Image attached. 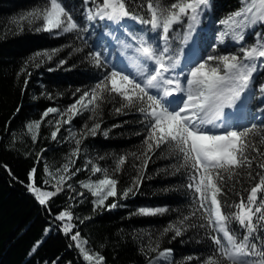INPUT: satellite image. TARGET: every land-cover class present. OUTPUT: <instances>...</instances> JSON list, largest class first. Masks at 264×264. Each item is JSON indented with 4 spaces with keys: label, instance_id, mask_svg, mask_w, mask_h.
<instances>
[{
    "label": "trees",
    "instance_id": "trees-1",
    "mask_svg": "<svg viewBox=\"0 0 264 264\" xmlns=\"http://www.w3.org/2000/svg\"><path fill=\"white\" fill-rule=\"evenodd\" d=\"M61 3L74 19L85 24L84 0H61ZM129 4L130 10L148 18L146 0H129ZM47 6L48 0H0V264H95V260L84 259L76 247L78 242L90 254L103 257V264H203L214 255L216 245L210 239L212 232L207 221L202 218L204 210L199 209L198 196L188 191L191 170L181 167L177 171L179 159L165 158L159 151L155 155L149 153L152 158L146 169L142 167L147 130L140 113L134 109L117 113L115 109L123 101L119 98L106 101L100 109V130L94 137L88 135L82 140L79 158L72 156L76 144L68 137L66 124H60L57 139H52L62 112L83 93L91 92L110 72L106 64L97 67L89 56L98 48L88 32L79 36L76 32H45L37 30L42 21L29 23L23 19ZM240 7L241 0H210L215 20ZM140 25L141 29L134 27L131 31L151 35L147 26ZM175 29L178 38L172 41L173 47L182 48L180 38L184 29L179 25ZM256 30L264 34V25ZM247 40L246 44L254 42L251 35ZM200 44L199 56L206 54V57L237 52L239 48L219 47L213 52L210 34H201ZM260 82H264V68L259 67L253 84ZM48 108L61 111L42 119ZM88 115L85 112L71 123L77 139L83 131L82 125L93 123L85 119ZM34 122H41L35 141L32 140L35 128L29 132L27 127ZM256 125L258 132L264 134V121ZM105 131L107 136L103 134ZM257 146L264 150V146ZM122 156L127 157V163L121 171L114 172ZM65 164H69L70 173L76 174L61 185L62 191L41 205L28 186L34 183L41 191H55L59 175L70 174L62 173ZM92 166L107 169L118 181V195L109 197L104 206H97L98 197L81 186L103 178V173H92ZM33 169L34 178L30 179ZM247 171L234 178L238 183L228 181L227 195L220 197L221 200L236 203L239 200L236 193L247 196V190L259 179H250ZM252 171L255 176L261 170L254 164ZM137 176L141 177V183L135 188L133 181ZM68 185L85 194L71 195ZM129 188L133 191L123 196ZM111 204L117 207L110 208ZM155 208L168 211L162 215L140 214V209ZM65 211L73 219L57 220L56 216ZM185 216L189 219L184 221L181 236L164 232L170 225H178ZM65 223L73 225L71 233L65 234ZM233 227L238 234L243 232L238 225ZM76 232L79 241L71 239ZM258 234L264 240V229ZM165 250H171L167 259L159 255Z\"/></svg>",
    "mask_w": 264,
    "mask_h": 264
},
{
    "label": "snow or ice",
    "instance_id": "snow-or-ice-1",
    "mask_svg": "<svg viewBox=\"0 0 264 264\" xmlns=\"http://www.w3.org/2000/svg\"><path fill=\"white\" fill-rule=\"evenodd\" d=\"M84 4L92 5L85 8L83 16L87 23L84 25L74 19L61 0H48L46 8L29 13L23 19L29 23L42 21L41 28L37 30H59L65 34L76 32L78 36L81 32H87L89 25L97 20L120 25L125 29V34L135 42V46L124 39L117 40L114 34L112 38L123 49L131 50L126 59L135 71H127V66L124 70H113L91 92L83 93L62 113L56 130L51 134L52 139H57L61 123L71 124L77 116L89 113L85 119L92 120L93 123L82 125L83 131L79 139L76 138V133L72 134L76 144L72 156L79 158L82 140L88 135L94 137L100 130L101 106L106 101L119 98L123 103L115 109L117 113L134 109L143 117L147 135L144 140L146 151L142 154L145 157L142 167L146 169L148 160L152 158L149 153L155 155L159 151L165 158L179 159L177 171L181 167L191 170V182L187 187L198 194L199 209L204 210L202 218L207 221V227L212 232L210 239L216 245L214 255L203 264H264V240L258 234L260 229H264V150L257 146H264V134L258 132L255 123L247 126L233 124L231 118L234 114L225 112V109L237 108L242 95L252 91L254 73L258 67L264 68V34L255 31L257 26L264 25V0H241L239 9L217 21L220 28L217 43L240 45L237 52L209 54L202 61L183 68V48H174L172 44L178 38L175 26L179 25L184 29V35L180 39L186 46L201 23L204 11L209 8L210 0H172L170 3L167 0H146L148 18L130 10L129 0H84ZM125 19L147 26L151 35L129 31L127 26L121 25ZM250 30L255 37L254 42L245 44ZM212 51H216V46H213ZM89 56L97 67L107 63L106 59H102L100 51L89 53ZM177 68H181L179 73L176 72ZM138 77L142 80H138ZM259 91L264 93V85L260 86ZM60 111L48 108L42 114V119ZM208 126L223 131L212 132L208 130ZM27 127L29 132L35 128L32 140H37L41 122H34ZM103 134L107 136L108 132ZM126 163L127 157H120L113 171H121ZM254 164L261 170L255 172V176L252 171ZM245 169L249 170L246 173L248 177H258V182L247 190L246 197L236 193L239 196L236 203L221 200L220 197L227 195L225 188L228 181L238 183L234 178L244 175ZM90 170L93 174L103 173V178L95 183H82L81 186L98 197L97 206H104L109 197L118 195V181L108 174L107 169L92 166ZM45 171L52 175L47 168ZM61 171L70 173L69 164H65ZM34 174L35 169L30 173V179L34 178ZM75 174L59 175L53 192L41 191L34 183L28 188L41 205H46L48 198L62 191L61 185L66 184ZM140 183L141 177L137 176L133 185L138 188ZM68 187L71 188L70 185ZM131 191L133 188L127 189L122 195L127 196ZM109 207L115 208L117 205L111 204ZM228 208L232 211H226ZM167 211V208L140 209V214L162 215ZM195 215L193 212L192 216ZM56 219L71 221L73 217L70 212L65 211L57 215ZM188 219L187 216L183 217L178 225H170L164 232L181 236L184 221ZM234 224L243 232L238 234ZM72 229L71 223H65V234L71 233ZM71 239L79 241V233L71 235ZM76 247L86 261L95 260V264H103V257L90 254L81 246V242ZM170 251H162L159 255L167 259Z\"/></svg>",
    "mask_w": 264,
    "mask_h": 264
},
{
    "label": "rangeland",
    "instance_id": "rangeland-1",
    "mask_svg": "<svg viewBox=\"0 0 264 264\" xmlns=\"http://www.w3.org/2000/svg\"><path fill=\"white\" fill-rule=\"evenodd\" d=\"M205 12V11H204ZM127 21H130V22H136V21H133V20H130L128 19ZM87 23V22H86ZM112 22H109V21H99L97 20L96 22L92 23L89 25V35L92 36V37H95V40H96V43L99 44V45H103V48L105 49L106 51V54H112L113 52L117 51V49L114 48V45H115V41H111L110 40V36L112 34H115V36H119V30H117V33H115L113 27L111 25H114V24H111ZM137 23V22H136ZM138 25L137 26H140L139 23H137ZM115 26V25H114ZM259 27V26H257ZM198 29H201L203 28L201 26V24H199V26L197 27ZM261 30H259L260 32ZM125 34V32H124ZM126 35V34H125ZM253 39H255V37L253 36ZM193 47L190 48V52L192 51ZM121 50H122V47H121ZM186 59V58H185ZM193 63H196V62H193ZM110 68H111V71L113 70H124L118 63L117 61H113V60H110ZM261 93V92H260ZM258 100L260 99L259 97L257 98ZM262 100H263V103H264V93H262ZM65 111V110H64ZM63 111V112H64ZM62 112V113H63ZM62 115V114H61ZM61 115L57 118L56 121H59L61 120ZM263 116V112H259L256 116V119L258 118H261ZM66 119V117H64ZM67 125V128L65 129L66 130V133L68 135L69 138H72V134L74 133V127L72 124H66ZM212 132H217L215 130H212ZM91 182V181H90ZM92 183H95V182H92ZM56 186H57V182L55 183ZM71 186V185H70ZM68 187V186H67ZM68 190H70L71 192V195L75 196V197H83V195H80V190L74 188L71 186V188H67ZM84 191V190H83ZM90 192V191H89ZM85 194V191L84 193ZM85 197V195H84ZM67 220V219H66Z\"/></svg>",
    "mask_w": 264,
    "mask_h": 264
},
{
    "label": "bare ground",
    "instance_id": "bare-ground-1",
    "mask_svg": "<svg viewBox=\"0 0 264 264\" xmlns=\"http://www.w3.org/2000/svg\"><path fill=\"white\" fill-rule=\"evenodd\" d=\"M195 37H196V34L194 32L193 33V36H192V39L189 41V43L186 46H184V50H183L184 55H183L181 61L184 62V61H186L188 59V53L190 52V48L194 47V44H195ZM122 52H123V54L121 55V58H122L121 61L122 62H125V63H128L130 65L129 61L126 59V55H129L128 51L127 50H124L122 48ZM130 67L132 69H134L131 65H130Z\"/></svg>",
    "mask_w": 264,
    "mask_h": 264
}]
</instances>
